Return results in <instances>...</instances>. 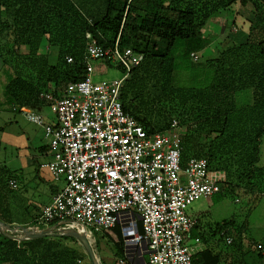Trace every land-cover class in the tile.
Here are the masks:
<instances>
[{
	"label": "trees",
	"instance_id": "obj_1",
	"mask_svg": "<svg viewBox=\"0 0 264 264\" xmlns=\"http://www.w3.org/2000/svg\"><path fill=\"white\" fill-rule=\"evenodd\" d=\"M76 2L79 6L73 0H0V64L7 81L4 96L12 110L48 106L39 98L41 92L59 97L69 83L84 79L87 34L104 48L117 43L120 49L141 54L121 86L125 112L151 133L169 131L176 119L182 162L202 158L211 173L222 178L223 172L226 180H219L217 194H233L240 186L252 196L240 222L230 219L203 233L197 218L190 233L204 249L194 253L193 262L264 264L257 249V245L264 248V242L250 238L252 249L244 250L243 241L247 217L264 196V0ZM234 6L252 10L251 19L243 24L246 40L227 46L212 59H199V53L213 43L203 35L208 20ZM227 28L239 30L234 21L220 30L225 33ZM51 55L56 57L54 63ZM66 57L72 62L67 63ZM92 65L96 80L124 74L119 65L106 60ZM154 123L160 124L158 131ZM13 177L0 167V222L8 225L15 222L10 210ZM114 233L119 239L116 249L123 256L120 230L114 228ZM49 237L16 241L0 235V264H52L59 253L57 245L51 242L54 249L44 243Z\"/></svg>",
	"mask_w": 264,
	"mask_h": 264
},
{
	"label": "built area",
	"instance_id": "obj_2",
	"mask_svg": "<svg viewBox=\"0 0 264 264\" xmlns=\"http://www.w3.org/2000/svg\"><path fill=\"white\" fill-rule=\"evenodd\" d=\"M86 38L84 79L69 83L59 97L39 94L55 121L46 123L39 114L22 112L43 129L51 159L41 168L58 187L26 228L55 225L60 232L76 225L92 236V231L112 234L118 228L125 256L120 264L142 257L144 264H195L196 251L187 245L185 234L197 219L189 211L197 200L217 194L221 184L204 159L182 162L176 120L169 131L151 133L125 112L121 86L142 55L117 43L104 48L89 34ZM191 57L198 60L195 54ZM99 59L119 65L124 74L95 80L92 63ZM9 185L17 187L14 180ZM257 249L264 255L263 246Z\"/></svg>",
	"mask_w": 264,
	"mask_h": 264
},
{
	"label": "rangeland",
	"instance_id": "obj_3",
	"mask_svg": "<svg viewBox=\"0 0 264 264\" xmlns=\"http://www.w3.org/2000/svg\"><path fill=\"white\" fill-rule=\"evenodd\" d=\"M73 2L78 5L76 0H73ZM238 8L248 9L247 7L241 8L234 6L230 10L221 11L215 14L208 20L206 24L207 29L204 31L206 34H211L210 37L213 43L210 47L199 53V59L203 61L212 59L218 55V52L227 46L234 44L237 40L235 38L241 36L245 38L247 35V26L243 24L245 21H249L250 17L240 14ZM219 18L222 20H219ZM232 21L238 26V33L232 32V29L228 30V28L225 33L220 30L223 24ZM228 34L233 40L229 38L230 36H228ZM226 36L229 39L228 41L224 38ZM55 60L56 57L51 55L50 62L54 63ZM2 70L3 66L0 64V166L6 167L9 171L17 170L23 172L22 180L13 177L17 181V187L15 192L12 193L14 196L12 197L13 203L10 210L15 223L28 226L31 225V222H33L40 214V206L48 202L51 193L50 187H54L55 184L50 173L46 169L41 168L42 163L50 160L49 156L42 154L38 149L41 145H47L48 143L46 139H43V129L29 122L21 113L32 112L40 114L45 118V122H54L55 119L53 112L47 106H28L21 108L20 112L13 111L8 98L4 96V87L7 81ZM114 77L116 78L120 76L114 75ZM106 79L111 78H101L97 80ZM154 126L156 128L155 130L158 131L160 124L154 123ZM25 143L27 144L25 145ZM261 147L264 148V138ZM262 157V160L264 161V153ZM212 174L218 180H226L223 172L222 178L216 172H213ZM41 182L47 184V189L37 190V185ZM251 197V194H246L244 190H242V187L238 186L233 194L230 192H224L197 200L191 206L189 213L199 219L200 225L198 231L207 233L214 229L217 224L229 221L230 219H234L236 222L244 220L246 218L245 213L249 207V199ZM247 220L248 233L246 234L244 232L243 235L245 245L244 250L252 249L249 240L250 238L255 242H264V196L260 197V200L251 214L247 217ZM235 225L236 224H234V226ZM73 226L75 227L76 225ZM78 229L86 233L79 226ZM233 229L235 230V228ZM92 232L95 240L91 233L86 234L91 237L94 242L96 241V248L102 259V263L108 264L109 262L111 264H116L117 256L112 255L113 245L110 239L104 232ZM112 236L116 239L115 234H112ZM185 237L187 245L195 252L198 246H195L190 231L185 234ZM49 238L50 240H45L44 243L48 244V246L51 245L54 249L57 248L52 244L57 245L58 249L56 251L59 253L58 260L53 261L52 264H77L76 260L78 258L83 260V264H92L88 256L83 253L84 251L82 247L72 237L51 236ZM219 248L220 250H223L224 246L220 244ZM78 249H80V251ZM105 254L107 258H104Z\"/></svg>",
	"mask_w": 264,
	"mask_h": 264
},
{
	"label": "water",
	"instance_id": "obj_4",
	"mask_svg": "<svg viewBox=\"0 0 264 264\" xmlns=\"http://www.w3.org/2000/svg\"><path fill=\"white\" fill-rule=\"evenodd\" d=\"M0 235L16 241H30L48 236L72 237L82 247L84 253L88 256L92 264H100V261L97 259L93 249L91 248L86 235L80 234L74 229H64L59 232V230L56 229V226L53 225L48 229L31 231L30 229L20 225L13 227L12 225L0 222ZM141 261L144 263L143 257L141 258Z\"/></svg>",
	"mask_w": 264,
	"mask_h": 264
},
{
	"label": "crops",
	"instance_id": "obj_5",
	"mask_svg": "<svg viewBox=\"0 0 264 264\" xmlns=\"http://www.w3.org/2000/svg\"><path fill=\"white\" fill-rule=\"evenodd\" d=\"M242 8V7H241ZM248 9H240V8H238L239 10H238V12L240 13V14H242L243 16H248V17H250V19H251V16H252V10L251 9H249V7H247ZM214 20V19H213ZM219 20H222V19H220L219 18ZM205 29H207V27L205 28ZM204 29V30H205ZM203 30V35L204 36H207L208 38H210L211 39V34L209 33V34H206L205 33V31ZM232 32H235V33H238L239 31L237 30V29H232L231 30ZM228 36H230L229 34H228ZM247 36V35H246ZM246 36H245V38L244 37H239V38H235V39H237L234 43H236V44H238V43H242V42H244L245 40H246ZM234 37V36H233ZM229 38H231L232 39V37L230 36ZM212 40V39H211ZM233 40V39H232ZM48 107V106H47ZM32 113V112H31ZM22 114V113H21ZM23 115V114H22ZM40 115V114H39ZM24 116V115H23ZM42 116V115H41ZM25 117V116H24ZM43 117V116H42ZM44 118V117H43ZM44 121H45V118H44ZM30 122V121H29ZM46 123H49V122H46ZM43 139H44V137H43ZM25 141V140H24ZM26 142V141H25ZM27 143H25V145H26ZM45 146H47L46 144H44V145H41L40 147H38V149H39V151L42 153V154H45L46 156H49V159H51V155H50V150H49V148H48V146L47 147H45ZM50 161V160H49ZM44 163H46V162H44ZM43 164V163H42ZM41 164V165H42ZM1 168H4L5 170H7V168L6 167H4V166H0ZM42 169H44V168H42ZM7 171H9V170H7ZM9 172H11V173H13V175L16 177V178H18V179H20V180H22V178H23V172H20V171H15V170H13V171H9ZM17 183V182H16ZM42 184V185H41ZM47 184H45V182L43 183V182H41L39 185H37V190H40V189H47ZM53 188H57L58 189V187L56 186V185H54V187H50V189H51V191H52V189ZM53 193L51 192L50 193V196H49V198H48V202H46V204H44V205H42V206H40V208L42 209L43 207H45L46 205H48L49 203H50V201H51V199H52V197H53ZM40 209V210H41ZM196 218V217H195ZM197 219V218H196ZM32 223V222H31ZM15 225H20V226H25V225H22V224H17V223H13L12 224V226H15ZM26 227V226H25ZM105 233V235L110 239V241L112 242V255H115V256H117V261H116V264H120L119 263V261L121 260V259H123L125 256H124V254H123V256L117 251V249H116V243H117V241L119 240L118 239V236L114 233V231L112 232V234H115L116 235V239H114V237L112 236V234L111 233H106V232H104ZM120 235H121V231H120ZM193 238V237H192ZM121 239H122V235H121ZM193 241H194V244H195V246H198V248L196 249V252L197 251H200V250H203L204 249V246H203V244H202V242H201V240L199 239V238H193L192 239ZM94 241V240H93ZM95 243V245H96V241L94 242ZM96 247H97V245H96ZM79 251H80V249H78ZM96 250H97V248H96ZM84 253V252H83ZM97 253H98V257H99V261H100V264H103L102 263V259H101V257H100V255H99V252H98V250H97ZM82 254V253H81ZM104 258H107V256H106V254H105V257ZM80 261V262H79ZM144 262H145V259H144ZM77 264H83V260L81 259V258H78V260H77V262H76ZM108 264H111V263H109L108 262ZM125 264H144L142 261H141V259L140 260H135V261H131V260H128V259H126V262H125Z\"/></svg>",
	"mask_w": 264,
	"mask_h": 264
},
{
	"label": "bare ground",
	"instance_id": "obj_6",
	"mask_svg": "<svg viewBox=\"0 0 264 264\" xmlns=\"http://www.w3.org/2000/svg\"><path fill=\"white\" fill-rule=\"evenodd\" d=\"M71 228H73L75 231H77V232L80 233V234H84V235H86V237H87V239H88V242H89L91 248L93 249V251H94V253H95L97 259L99 260L98 253H97V250H96V245H95L94 241L92 240V238L89 237L86 233H84V232H82L81 230H79V229H78V226H75V227H74V226L72 225Z\"/></svg>",
	"mask_w": 264,
	"mask_h": 264
}]
</instances>
